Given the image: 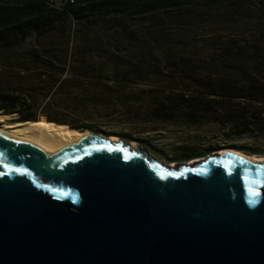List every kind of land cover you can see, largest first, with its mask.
I'll list each match as a JSON object with an SVG mask.
<instances>
[{
  "label": "trees",
  "instance_id": "16d2710c",
  "mask_svg": "<svg viewBox=\"0 0 264 264\" xmlns=\"http://www.w3.org/2000/svg\"><path fill=\"white\" fill-rule=\"evenodd\" d=\"M71 16L88 51H31L29 40L54 33L69 46ZM0 113L70 133L105 134L94 119L118 120L132 129L110 134L143 146L161 125L264 141V0H78L63 11L0 0Z\"/></svg>",
  "mask_w": 264,
  "mask_h": 264
},
{
  "label": "water",
  "instance_id": "95a60500",
  "mask_svg": "<svg viewBox=\"0 0 264 264\" xmlns=\"http://www.w3.org/2000/svg\"><path fill=\"white\" fill-rule=\"evenodd\" d=\"M94 135L49 160L0 135V264H264V162Z\"/></svg>",
  "mask_w": 264,
  "mask_h": 264
},
{
  "label": "rangeland",
  "instance_id": "374dc122",
  "mask_svg": "<svg viewBox=\"0 0 264 264\" xmlns=\"http://www.w3.org/2000/svg\"><path fill=\"white\" fill-rule=\"evenodd\" d=\"M252 26H248L251 28ZM78 30V27H77ZM99 27L92 29V33H97ZM247 35H249L247 33ZM82 37L76 35L71 36L70 45L67 46V39H64L59 34H49L39 39H31L27 45L33 48L31 51H88V48L82 43ZM10 118L5 121V124H15L13 123L15 119L14 116H9ZM45 119L41 117V120ZM13 120V121H12ZM95 127L104 129L105 134L94 133L93 135H103L104 137H117L114 134L110 133H125L132 129L129 125L117 121H105L100 120L99 118L94 119L92 122ZM21 124V123H17ZM158 131L154 133L147 134V139L150 141V146H143L139 142H126L119 138V142L129 144L132 147V143L137 144V147H132L134 150L140 148L142 151L146 152L148 156L165 165L176 164L179 165L177 168L184 167L181 164L191 163L192 161H184L180 158L183 155L184 148H210L212 145H223L222 149L228 150H237L234 146L237 147H251V148H264V141L257 140L255 138L245 137H229L226 129L221 125L212 124L205 126H196V127H180V126H170V125H161L157 128ZM223 151V150H221ZM220 151V152H221ZM239 151V150H238ZM214 152L213 154L220 153ZM242 152V151H241ZM245 153V152H244ZM211 155L205 156L207 159ZM259 156V155H258ZM264 157V156H262ZM195 159V160H199ZM176 168V169H177Z\"/></svg>",
  "mask_w": 264,
  "mask_h": 264
},
{
  "label": "bare ground",
  "instance_id": "6f19581e",
  "mask_svg": "<svg viewBox=\"0 0 264 264\" xmlns=\"http://www.w3.org/2000/svg\"><path fill=\"white\" fill-rule=\"evenodd\" d=\"M10 116V115H9ZM0 114V135L14 141L27 143L40 149L44 156L49 159H54L65 150L91 141L95 138L91 132L70 133L66 129L53 127L45 121L35 123L21 124H5L10 117ZM113 142H119L118 137H112ZM132 147H137V144L132 143ZM230 153L238 157L245 158L254 163H263L264 157L258 155H248L238 150H223L219 155ZM206 159L194 160L191 163L181 164L189 167L197 162L202 163ZM179 165L170 164V168H177Z\"/></svg>",
  "mask_w": 264,
  "mask_h": 264
},
{
  "label": "built area",
  "instance_id": "2783aa9c",
  "mask_svg": "<svg viewBox=\"0 0 264 264\" xmlns=\"http://www.w3.org/2000/svg\"><path fill=\"white\" fill-rule=\"evenodd\" d=\"M36 1L41 2L48 8L56 11H63L65 9L74 7L78 4V0H36ZM71 22L72 24L70 27V34L71 36H74L77 32V25L72 16H71Z\"/></svg>",
  "mask_w": 264,
  "mask_h": 264
}]
</instances>
